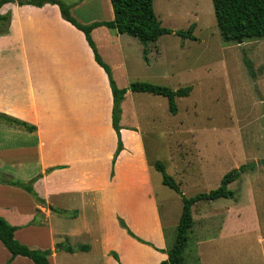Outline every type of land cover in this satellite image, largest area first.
Listing matches in <instances>:
<instances>
[{"label":"crops","instance_id":"obj_1","mask_svg":"<svg viewBox=\"0 0 264 264\" xmlns=\"http://www.w3.org/2000/svg\"><path fill=\"white\" fill-rule=\"evenodd\" d=\"M63 1L81 24L112 19L109 0ZM3 13L8 20L0 23V177L23 183L33 178L32 190L42 200L0 182V217L14 227V239L35 249H52L64 240L88 246L52 251L48 264H118L110 251L120 264L165 260L172 243L157 209L138 124L146 105L137 100L147 101L146 92L127 89L122 95V148L111 164L116 135L110 90L83 34L54 4L13 0L0 6ZM89 34L118 88L138 80L126 67L124 49L131 38L104 26ZM143 47L148 53L146 45L140 52ZM5 118L34 128L27 131ZM117 217L144 243L127 235ZM8 258L0 243V264ZM8 264L33 263L16 255Z\"/></svg>","mask_w":264,"mask_h":264},{"label":"rangeland","instance_id":"obj_2","mask_svg":"<svg viewBox=\"0 0 264 264\" xmlns=\"http://www.w3.org/2000/svg\"><path fill=\"white\" fill-rule=\"evenodd\" d=\"M151 6L172 32L145 43L148 63L139 49L145 45L125 34L132 42L124 49L126 67L137 81L190 86L174 99L173 115L162 96L137 100L146 105L138 124L165 235L172 243L181 200L161 183L154 161L185 197L214 189L226 171L245 164L227 184L230 197L191 206L183 264H264V37L222 42L210 0H152ZM189 24L194 39L173 33Z\"/></svg>","mask_w":264,"mask_h":264},{"label":"trees","instance_id":"obj_3","mask_svg":"<svg viewBox=\"0 0 264 264\" xmlns=\"http://www.w3.org/2000/svg\"><path fill=\"white\" fill-rule=\"evenodd\" d=\"M152 0H109L112 19L93 21L88 24H81L70 14L69 5L63 0H16L17 4H28L33 6H41L44 3L56 5L61 18L79 30L90 48L94 62L100 66L106 75L108 86L111 95V111L110 123L116 135V146L111 158V164L117 153L121 150L122 145L119 137L118 120L120 116V100L123 93L128 89L135 92H146L153 95L162 96L166 100V108L172 115L176 112L174 99L176 97H184L190 90V86L179 87L175 90L163 85L152 84L146 81H130L126 88H118L111 76L108 65L99 56L95 44L90 37V30L96 26H104L114 33H125L135 37L141 44L154 42L160 35L171 33L172 30L160 26L158 20L152 11ZM215 25L222 42H241L248 39H256L264 37V0H210ZM13 2V0H0V6L4 3ZM8 20V14H0V23ZM193 24H189L185 30L178 29L173 31L175 35L181 38L194 39L192 35ZM142 58L146 59V50L142 48ZM5 120L23 126L27 131H32L34 128L30 125H25L14 119L5 118ZM264 165V158L260 160ZM153 167L159 172L161 183L172 189L180 195L181 208L175 227V235L171 246L165 251L167 258L155 264H182V250L187 242V233L191 226V206L204 200H213L219 197L231 196L232 192L227 188V184L235 180L241 173L245 172V164H241L236 168L226 171L219 179L218 185L207 192H201L189 197H185L180 193L178 185L173 178L165 172L164 165L159 161L153 162ZM110 175L112 170H110ZM33 178L27 182L3 180L0 177V182L19 186L38 201L32 190L31 183ZM119 227L123 228L127 235L134 238L138 242L144 243L137 238L127 228L121 218L117 217ZM14 227L0 217V243L9 252V258L3 264H8L9 261L16 255L24 256L32 261L33 264H48L47 256L52 251L63 250L72 252L74 250L86 251L87 245H78L72 247L67 241L56 242L52 249H35L28 248L26 245L18 242L13 237ZM110 255L118 262L117 256L110 251Z\"/></svg>","mask_w":264,"mask_h":264},{"label":"water","instance_id":"obj_4","mask_svg":"<svg viewBox=\"0 0 264 264\" xmlns=\"http://www.w3.org/2000/svg\"><path fill=\"white\" fill-rule=\"evenodd\" d=\"M236 43H241V41H240V40H238Z\"/></svg>","mask_w":264,"mask_h":264}]
</instances>
